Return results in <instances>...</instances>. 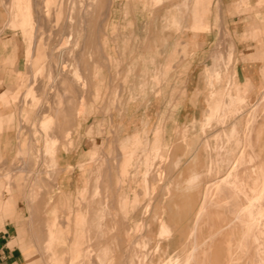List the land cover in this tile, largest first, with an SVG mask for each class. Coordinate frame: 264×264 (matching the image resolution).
I'll use <instances>...</instances> for the list:
<instances>
[{
    "label": "rangeland",
    "instance_id": "374dc122",
    "mask_svg": "<svg viewBox=\"0 0 264 264\" xmlns=\"http://www.w3.org/2000/svg\"><path fill=\"white\" fill-rule=\"evenodd\" d=\"M43 1L44 0H31L33 11L31 32L33 35V44L35 43L36 45V43H40L43 46V43H45L43 47L45 48V52L48 53V58L43 61L46 63L44 66L45 68H42L39 74L34 71H27L24 74L18 73L20 76L16 83L18 93L15 96V101L22 99L23 103L22 113L24 114L22 118V129H31L29 145H26L28 137L24 138L20 135L19 139L24 140V142H21L23 144H20L22 150L19 149L17 151L16 158L11 167L0 170V181L4 182V188L7 189V191L11 190L13 193L22 196L27 204L30 216L24 220V227L31 230L29 232L31 241L36 244L39 254V259L37 263L34 264H68L71 258L69 241L64 245L53 247L54 252L47 248L48 229H52V213L54 209L58 210L59 226L64 228L68 226L71 230H74V220L77 215H83L86 219V228L83 230L81 224V230L78 236H81L83 233L85 235L86 232L89 240H85V237L82 241L80 240L82 242L81 254L77 257V261H73L69 264H176L175 261H177V264H183L184 260L185 264H191V262L192 264H198L197 261L200 262L201 260L199 264L255 263V257L253 256L254 248L250 247V255H246L244 248L242 250L239 248L237 236L241 230L244 231V234L245 232L250 233V228L244 230V228L247 227L245 226V220L253 217L252 213L256 205L264 204V196H258L257 199H250V201L246 198L256 197V193L249 191L250 188V190H252L255 187L258 191L259 187V192L264 188V165H262L264 164V159H262L264 158V74H262L264 73V66L262 71L260 70V76L257 79V87H253L249 81L241 80L235 69L232 41H230L227 38V34L224 33L216 9L214 26L216 35L219 38L214 41V54H212L211 59H213V56L215 57L212 67L220 70L219 73L222 78L220 77V81L215 78L216 80H213L214 87L212 88L223 96V100L231 98L230 94L236 96L238 89V94L243 97V102L239 105L240 110L236 114L232 115L230 113V105L225 112H221V114L228 117H226L229 119L227 120L228 123L225 122L221 125H217L220 120H218L220 113H217L218 115L216 118L210 121L211 124L201 127L200 125L204 118L203 115H205L208 108V103L205 101L208 92L198 97L196 106L191 103V99L198 87L199 80L200 87L198 91L201 92L206 88V80L204 81L205 70L203 72L200 70L203 66L199 67V70L195 71L190 77L191 86L188 88V94H186L185 88H182V90L167 88L166 94L164 93L162 95V91L165 89L161 85L166 79L168 82V76L165 77L159 71L150 72L143 70L145 62L144 56L141 54L137 53L125 56L120 55L117 48L110 49L111 40L108 33H114V30L110 29L112 0H96L97 5H93L95 1L92 2L89 8L91 15H89L90 12H86L87 9L85 7H87V4H85L86 6L84 5V9H86V11L83 10L84 12L81 11L79 13L77 11L80 10L78 7V9H75L76 13L73 12V15H76H72V17L75 18H72L73 21H71L69 25H66V22H70L69 7L68 3H66L69 2L68 0H52L48 9L50 12L47 17L43 15ZM85 2L87 3V1ZM258 3L261 5L263 2L259 1ZM2 4L7 11L8 22L12 12V6L10 5L13 4V2L12 0H2ZM64 6L65 8L66 6L68 7V11L63 9ZM56 9L57 11L61 10L62 16L66 17H63L64 20H61L63 21L61 24H57L55 20L52 19L54 18L53 15ZM39 10L40 13L38 12ZM94 10L96 11L94 12ZM157 11L158 8L154 5L150 7V12L152 14H156ZM85 12L91 17H85ZM92 12H94L93 17ZM255 12L260 14L256 15L255 19H257V22L253 25L255 28H248L247 30L254 31L255 29L257 32L263 33L262 35H264V22L262 21L264 20V15H261L262 9L257 8ZM76 16L79 20H76ZM87 17L89 18L88 20ZM49 18L53 21H49ZM67 18L68 20H66ZM82 18L86 19V21ZM79 21H83L82 23L84 25ZM58 25L61 26L59 27ZM66 26L68 29L64 28ZM75 27H79V29L77 28V31L79 30L78 32ZM6 31L11 32L9 29ZM71 32L73 35V41L71 43L73 44L69 42L70 46L68 45V48L65 50H58L57 45L59 46L61 42H63L62 37ZM75 39H77L80 44H76V47H78L77 50H72V61V59H70L71 57H68L70 56L68 55L70 52L68 49L73 48L72 45L76 43ZM259 42L262 44L259 48L264 52V41H254V43ZM16 44V47L26 49L23 37L22 42L16 41ZM76 54L78 57L77 59L82 61L78 60L79 62L77 63V61L74 60ZM147 57L150 58V61L148 60L147 63H154V56ZM68 58L70 60H68ZM183 58L184 61H186L189 57L184 56ZM262 60H264V57ZM70 61L76 64H72ZM62 62L64 64L69 62L66 64L67 70L69 69L68 71L66 70L67 73L69 72L68 74L66 72V74H62L60 71L61 65L63 64ZM80 62L82 64H79ZM27 63L30 64V62ZM77 64L81 66L78 69V75L83 79L80 84H75L77 81L72 77L69 78V74L75 72L72 69L75 66V68H77ZM186 74L187 73H184L185 78ZM48 75L51 76L49 77ZM71 81H73V84L70 83ZM67 85L70 88V92ZM97 87L100 90V95L95 99L94 91ZM249 87L251 90L246 95ZM60 94L62 95L60 96ZM65 95L68 96L66 97ZM157 99L160 101V104L156 102V106L160 107V113L157 115H162L164 117L162 127L166 129V132L163 134V139L165 143H167L168 148L159 151L160 153L158 152L159 159L156 158V155L155 158L152 157L151 152L147 155L148 160H146V166L147 164H152L149 176L147 175L148 178L146 179L143 176V171L144 160L147 154L146 152L148 151H145V153L143 152L145 140L143 137V130L145 127L147 130H150L149 138L151 139L152 134L155 132L151 133V131L156 126L158 119H149L150 113H148V107L152 100L157 101ZM178 101L181 104L178 103ZM66 107H70L71 116H75L76 120L72 121L70 129L63 135V110ZM28 111L35 114L33 120H30ZM91 116H112L113 118L102 121L101 125L104 127L103 138L93 142L92 148H94V150L92 154L94 153V158L93 160L91 159L88 166L86 168L78 167L74 169L72 167H67L65 169L66 173L73 175L77 174L80 169L86 179L84 185L82 179V191H76L69 200L66 198L67 196H63L60 193L56 194V191H58V178L64 172L63 169L58 167L59 150L64 149L67 151L68 147L73 149L76 139L72 133H78L79 119L82 117H87L88 138L91 137L90 134L95 130L97 123L96 118L93 120L89 119ZM48 119L53 120V122L51 120V131L49 128H46V130L45 127L42 126V128L40 126L43 120ZM134 123L136 124L135 126L133 125ZM234 124V131L238 129V134H235L231 128ZM229 128H231V130ZM133 132L141 134L142 142L133 155L134 158L124 178V182L121 184L119 182L118 184L117 164L119 160H121V148L125 145L126 138ZM59 133L62 134L58 135ZM233 133L236 136L238 135V137L240 135L242 136L236 138ZM224 134L226 138L228 137L227 139L235 137L237 140H227L224 138ZM255 134H257V144L255 142ZM216 135L218 138H215ZM218 135L221 136V138ZM51 140H55V142H51ZM238 140L240 143H237ZM64 144L68 147L64 146ZM253 149H258L257 156H259L260 160L262 159V161L259 162L260 164L258 162L256 163L259 167H255L254 159H252V163L250 162L249 164L251 156L254 154L252 153ZM242 153L243 155H241ZM217 154L221 155L219 156L220 159H218ZM237 156L245 157L240 159L242 162L245 159L246 161L243 163L246 162L245 165L249 164L250 167H243L244 164L241 165L242 162H240ZM149 157H151L150 160ZM170 158L173 159L171 160ZM215 164L217 166H215ZM234 164L238 166V168L232 167ZM227 165L229 167H226ZM225 167L228 170L230 167H232L233 170L235 169L234 171L231 169L233 173L228 183V185L231 184L230 187L232 192L229 190L230 188H227L225 191L226 193L230 191L236 199L232 201L223 199L222 194L225 195V192L214 193V191H212L210 195L204 196L203 193L206 187L214 186V182L224 178L227 173ZM243 168L246 169L247 177L245 171H242ZM258 176L263 178L262 185L256 183V177ZM143 180L146 182L144 183ZM143 184H145V187L147 184L148 187L146 188H148L150 192L143 187ZM246 184L248 186H246ZM233 191L236 194H234ZM241 193H243L245 197H243V194L241 196ZM2 196H5L4 193ZM122 196L126 197L129 202L125 208L119 204ZM209 196L210 199L208 198ZM240 196L243 197V199L245 198V201L238 199ZM205 197L210 203H208ZM132 201L136 203L135 207L131 206ZM104 202L106 204H103ZM203 202L208 203V205L210 204V207L206 210L208 212H206L205 218L200 217V219H205V222L203 221L205 224L207 219L209 224L205 226L199 219L200 229L203 230L199 232L201 238L199 237L200 239L198 240L200 242L193 241L192 243L191 236H193V233L191 229L193 228L194 220L199 217L198 212ZM214 205L217 206L214 207ZM251 205L253 209L251 210L252 212L249 213ZM233 207L234 209L232 210ZM235 207L244 209H238L239 211L235 213L234 210H237ZM37 212L39 214H37ZM237 213H244L243 215L245 216L241 215V217L243 216L241 219V217L239 218L240 214ZM100 214L103 216L107 215L101 217ZM248 214H250V217ZM257 216L260 218L261 213ZM244 217L246 219H244ZM222 218L228 221L225 220L223 222ZM161 223L168 224H166V226L170 228V231L167 235L158 231ZM221 224L222 226L220 227L222 230L218 227ZM240 226L243 228H240ZM214 229L216 231H214ZM212 231L214 235L216 234L215 236L212 234ZM217 232L220 234L219 237L217 236ZM210 234L214 236V239L212 238L211 240L210 237L212 236ZM202 235L204 237L206 235V237L203 238ZM195 244L199 250L194 246ZM228 244H231L232 247L227 246ZM200 247L202 250H200ZM192 252L197 256H193ZM187 253H189L188 255H190V258L187 257ZM219 253L222 257L218 255ZM262 253L264 255V248L259 250V256H257L260 257ZM214 254L217 255L213 256ZM223 255H226V257ZM52 258L62 260L64 263L51 262ZM199 258L201 259L199 260Z\"/></svg>",
    "mask_w": 264,
    "mask_h": 264
},
{
    "label": "crops",
    "instance_id": "0c3cea01",
    "mask_svg": "<svg viewBox=\"0 0 264 264\" xmlns=\"http://www.w3.org/2000/svg\"><path fill=\"white\" fill-rule=\"evenodd\" d=\"M259 1L263 2L264 0H112L110 29L114 30V33H108L111 40L109 47L111 50L117 48L120 55L130 56L137 53L141 54L144 56L145 62L143 70L150 72L159 71L165 77L168 76V82L166 79L161 85L165 89L162 91V95L164 93L166 94L167 88L180 90L185 88V92L188 94V88L191 86L190 77L195 71L199 70V67L203 66L200 70L202 72L205 70V76L209 79L212 76L214 69L212 64L214 63L213 59L215 57L213 56V59H211V57L212 54H214V41L219 38L216 35L214 26L217 9L224 33L227 34V38L232 41L233 44V57L236 72L241 80L249 81L253 87H257V79L260 76V70L262 71L264 66V60H262L264 52L259 48L262 44L260 42L254 43V41H264V35H262L263 33L257 32L255 29L254 31H249L247 29L255 28L253 25L257 22V19H255L256 15L259 14L255 12L257 8H261L262 13H260L264 15V4L262 3L260 5L258 3ZM12 2L13 4L10 5L12 6V12L7 22V11L2 4V0H0V170L11 167L16 158L17 151L19 149L22 150L20 144H23L21 142H24V140L19 139V136L21 135L24 138L28 137L26 145H29L31 136V129H22V118L24 114L22 113V99L15 101V96L18 93L16 83L20 76L18 73L24 74L27 71L35 72L37 68L41 67L40 65L43 64V67L45 65L44 62H37L38 43H36V45L35 43L33 44V35L31 32L33 11L31 0V18L30 21L26 22L25 26H23V14L20 11L14 10V0H12ZM152 5L158 8L156 14L150 12V7H152ZM262 21L264 22V20ZM8 29L11 30V32L6 31ZM21 36L25 41L26 48H29L31 52L30 58L32 63L30 65L25 62L26 49L16 47V41L22 42ZM64 37L62 38L64 39ZM147 56H154V63H147L150 59ZM184 56L189 58L184 61ZM184 73H187L186 78L184 77ZM199 87L200 80L191 99V103L194 106L197 105V95L204 94V90L201 92L198 91ZM99 95L100 90L97 87L94 91L95 99H97ZM156 102L160 104L159 99H157V101L152 100L148 107V113H150L149 119H158L156 126L151 131V133L155 131L152 134V138H149L150 130H147L146 127L143 130V137L145 138L143 149L148 151L146 152L147 154L144 162L148 160L147 155L150 154L152 149H155V151H163L168 148L167 143H165L163 139V134L166 132V129L162 127L164 117L162 115H157L160 113V107L156 106ZM178 103L180 102L178 101ZM70 111V107H66L63 110V135L70 129L72 121L76 120L75 116H71ZM28 114L30 120H33L35 114L30 111H28ZM94 118H96L97 123L95 130L90 134V138H88L87 117H82L79 119L78 133H72L76 139L73 149H70L64 144V146L68 147L67 151L64 149L59 150L58 167L63 169L64 172L58 178V191H56V194L60 193L63 196H67L66 198L69 200L76 191H82V179L83 185L86 179L80 169L75 175L66 173L65 169L67 167L76 169L78 167L86 168L88 166V163L94 158V153L92 154L94 150V148H92L93 142L103 138L104 127L101 125L102 121L112 119L113 117H89L91 120ZM133 125L135 126L136 124L134 123ZM60 134L62 133L58 135ZM51 141L53 142V140ZM141 142L142 137L138 132H133L126 138L125 145L121 148V158L119 157L121 160H119L117 164L118 184L119 182L120 184L124 182V178L133 160H131L129 165H124L125 158L135 154ZM261 182L262 177H256V183L262 184ZM4 187V182L0 181V251L4 258L2 263H37L39 259L37 246L31 241V236L29 234L31 230L24 227V220L30 216L27 204L22 196L13 193L11 190L7 191ZM3 193L5 195L4 197L2 196ZM260 194L262 197L264 196V193L259 192L258 187L255 198H258ZM231 195L232 194H229V196ZM229 196H227V198L225 196L223 199H228ZM231 198L232 200L235 199L232 195L228 200ZM242 198L243 197H238L240 200H243ZM119 204H122L125 208L129 202L126 197L122 196ZM259 211H261L260 221L258 220L259 217L256 216L259 214ZM37 214L39 213L37 212ZM52 214V229H48V250L54 252L53 247L64 245L69 241L71 258L68 264L77 261V257L81 254V241L84 237L85 240L88 239L86 232L85 235L83 233L81 236H78L81 230L80 225L82 224L83 230L86 228L85 217L83 215H77L74 220L75 228L71 230L68 226L65 228L59 226L58 210L54 209ZM253 214L254 216L252 219L250 218L249 220V218H247V220H245V225L255 220L254 231L252 232L256 235L254 233L255 236L250 234L252 232L247 235L245 232V239L242 236L243 231H240L237 236V241L239 242V248L241 250L244 248V250L246 249L245 252L248 251L247 255H250V247H255L257 251L254 249L253 256L256 257L257 254L259 256V247L262 245L260 249L264 248V228L262 227L264 226V221L262 220V218L264 219V204L256 205ZM255 216L256 218L253 219ZM194 226L195 224L193 227ZM260 228H262L263 231L262 229L259 230ZM192 230L193 228L191 231ZM260 234L262 235L259 236ZM250 235L253 236L252 238L255 240H258L254 241ZM248 236L250 237L248 238ZM247 239H249L248 241L250 242H248ZM250 239L255 243H253V241L251 242ZM246 241L250 244H247V247H243ZM259 242H261V245ZM227 246L232 247L231 244ZM255 251L257 253H255ZM259 258L261 259L260 261ZM262 259H264L263 253L253 264H264V260ZM51 262L64 263L62 260L56 258H52Z\"/></svg>",
    "mask_w": 264,
    "mask_h": 264
},
{
    "label": "bare ground",
    "instance_id": "6f19581e",
    "mask_svg": "<svg viewBox=\"0 0 264 264\" xmlns=\"http://www.w3.org/2000/svg\"><path fill=\"white\" fill-rule=\"evenodd\" d=\"M51 1L52 0H44L43 1V15L45 16V17H47L48 16V14H49V12H50V10H48L49 9V6H50V3H51ZM67 1V0H66ZM65 1V2H66ZM69 2H66V3H68V7L66 6V8H65V6H64V8L63 9H65V10H67V8L69 9V12H70V14H69V23H67L66 22V25L68 24H70L71 23V21H73V19L75 18H73L72 17V15H73V12H75L76 10L75 9H78V7H79V9L80 10H77L79 13L82 11V12H84L83 10H85L86 11V9H87V13H89L90 12V4L92 3V2H94L93 3V5L94 4H96L97 5V1L96 0H68ZM85 1H87V3L85 2ZM89 2V3H88ZM85 4H87V7H85L86 9H84V5ZM263 4H264V1H263ZM65 5V4H64ZM92 5V4H91ZM86 6V5H85ZM77 7V8H76ZM96 7V6H95ZM94 9H96V8H94ZM14 10H16V11H20L22 14H23V26H25L26 25V22L27 21H30V18H31V13H30V11H31V5H30V0H14ZM68 11V10H67ZM96 10H94V12H95ZM39 13H40V10L38 11ZM78 12H77V14H78ZM86 12L84 13V15H85V17L86 16H88L87 14H86ZM94 12H92L93 14H92V17H93V15H94ZM38 13V14H39ZM53 13V12H52ZM67 13V12H66ZM65 13V14H66ZM76 13V12H75ZM63 15H64V12H63ZM68 15V14H67ZM76 14H74L73 16H75ZM79 15V14H78ZM82 15H83V13H82ZM83 15V16H84ZM89 15H91V12H90V14ZM54 16V18H52V19H54L55 20V22L58 24V23H60L61 24V22H63V21H61L62 19L64 20V18H66V17H64V16H62V12H61V10H59V11H57V9L55 10V14L53 15ZM66 16V15H65ZM64 17V18H63ZM82 17V16H81ZM89 17V16H88ZM87 17V20L91 17H89L88 18ZM73 18V19H72ZM76 18H77V16H76ZM84 18V17H83ZM82 18V19H83ZM50 19V18H49ZM72 19V20H71ZM66 20H68V18L66 19ZM76 20H79L78 18L76 19ZM83 20H85L86 21V19H83ZM49 21H53V20H49ZM76 22H78V21H76ZM79 22H81V21H79ZM83 22V21H82ZM81 22V23H82ZM53 23V22H52ZM73 23V22H72ZM85 23V22H84ZM78 24V23H77ZM83 24V23H82ZM73 25V24H72ZM76 25V24H75ZM74 25V26H75ZM81 25V24H80ZM84 25V24H83ZM82 25V26H83ZM88 25V24H87ZM59 27L61 26V25H58ZM64 26V25H63ZM71 26V25H70ZM81 26V27H82ZM80 27V26H79ZM79 27H77L78 29H79ZM89 27V26H88ZM58 28V27H57ZM64 28H67V26L66 27H64ZM77 28L75 27V29H76V31H77ZM83 28V27H82ZM68 29V28H67ZM87 29V28H86ZM59 30V29H58ZM71 30H73V29H71ZM67 31V30H66ZM79 31V30H78ZM77 31V32H78ZM69 32H70V30H69ZM73 33H75L74 31H72ZM72 32L71 33H69V34H66V36L64 37V39H63V42H61V44L58 46L57 45V47H58V50H65L66 48H68V45L70 46V43L73 41L72 39ZM76 32V33H77ZM85 32V31H84ZM42 33V32H41ZM45 33V32H44ZM61 33V32H60ZM54 34V33H53ZM82 34V33H81ZM86 34V33H85ZM92 35V34H91ZM52 36V35H51ZM81 37V36H80ZM51 38V37H50ZM86 38V37H85ZM54 39V38H53ZM68 39V40H67ZM79 39V38H78ZM76 40V43H74V45H72L73 46V48H70V49H68V50H70V52L69 51H67V52H69L68 53V55H70V56H68L67 55V53H66V51H65V53H66V55L68 56V57H71L72 56V50L73 51H75V50H77V48L78 47H76V44H78L79 43V41H77V39H75ZM74 40V41H75ZM52 41V40H51ZM23 42L25 43V41L23 40ZM70 42V43H69ZM89 42V41H88ZM57 43V42H56ZM69 43V44H68ZM44 45L43 46H45V43H43ZM71 44H73V43H71ZM80 44V43H79ZM82 44V43H81ZM87 44V43H86ZM24 45V44H23ZM96 45V44H95ZM40 43H38V45H37V54H38V60H37V62L38 63H41V62H43L44 61V59L46 60V58H48L47 57V55H48V53H46L45 52V48L43 47ZM55 47V46H54ZM48 48V47H47ZM82 48V47H81ZM57 50V51H58ZM80 50V49H79ZM52 51H53V49H52ZM81 51V50H80ZM54 52V51H53ZM78 52V51H77ZM30 49L29 48H26V51H25V58H26V61L27 62H30V64L32 63V61H31V58H30ZM51 54H52V52H51ZM74 54V53H73ZM79 54V53H78ZM53 55H54V53H53ZM75 55V54H74ZM73 55V56H74ZM80 55V54H79ZM52 56V55H51ZM81 56V55H80ZM54 57V56H53ZM64 57V56H63ZM230 57V56H229ZM56 58V57H55ZM62 58V57H61ZM76 58V59H75ZM75 58H74V60L75 61H77V63L79 62V61H82V60H80V59H77L78 57H77V54H76V56H75ZM81 58V57H80ZM70 59H72V57L70 58ZM69 58H68V60H70ZM30 60V61H29ZM79 60V61H78ZM25 61V62H26ZM62 61H63V59H62ZM72 61H73V59H72ZM72 61H70V62H72ZM26 62V64H28V65H30L29 63H27ZM48 62V61H47ZM33 63H34V61H33ZM63 63V62H62ZM67 63H69V62H66V64ZM73 63H75V62H72V64ZM46 64V63H45ZM66 64H62L61 65V69H60V71L62 72V74L63 73H65L66 72V70H67V68H66ZM76 64V63H75ZM79 64H82L81 62L79 63ZM79 64H77V68H73L72 70L73 71H75L74 73L73 72H71V74H69L70 76H69V78L70 77H72L75 81H77V83H75V84H80L81 83V81L83 80L82 78H81V76L80 75H78V72H79V68L81 67V66H78ZM43 65V64H42ZM42 65H40L41 67H39V68H37V70L35 71V72H37L38 74L42 71V68H45V67H43ZM70 65V64H69ZM68 65V66H69ZM45 66V65H44ZM47 66V65H46ZM67 66V67H68ZM30 67V66H29ZM87 67V66H86ZM83 68V67H82ZM81 68V69H82ZM45 70V69H44ZM69 70V69H68ZM67 70V71H68ZM71 70V69H70ZM71 70V71H72ZM78 70V71H77ZM219 69L217 70L216 68L215 69H213V72H212V76H211V78L209 79L207 76H205V79H204V81L206 80V85H205V89H204V94L205 93H207L208 92V95L206 96V102L208 103V108H207V111H206V113H205V115H203L204 116V118H203V120H202V122H201V127H204V126H206L207 124H211L210 123V121L211 120H213L214 118H216V116L218 115L217 113H220V115H219V118H218V120H219V123L217 124V125H221V124H223V123H225V122H227V120H229V119H227L228 117L227 116H225L224 114H221V112L222 111H226V109L229 107V105H230V113L233 115V114H236L240 109V104L243 102V97H241V96H239V94H238V89H237V95L236 96H233V95H231L230 94V97L231 98H229V99H226V100H223V96L222 95H220L217 91H215V89L214 88H212V87H214V84H213V80L216 78V79H218V81H220V77L222 78V76H220L221 74L219 73ZM67 73V72H66ZM65 73V74H66ZM69 73V72H68ZM67 73V74H68ZM37 74V75H38ZM50 74V73H49ZM80 74V73H79ZM262 74H264V73H262ZM82 75V74H81ZM49 76V75H48ZM51 76V75H50ZM49 76V77H50ZM53 76V75H52ZM51 78H53V77H51ZM73 79H71V80H73ZM215 79V80H216ZM51 80V79H50ZM73 80V81H74ZM212 80V81H211ZM73 81H71L70 83H72ZM74 81V82H75ZM264 81V80H263ZM73 84V83H72ZM205 84V83H204ZM231 84V83H230ZM53 86V85H52ZM67 87H68V85H67ZM66 87V88H67ZM79 87V86H78ZM58 88V87H57ZM69 88V87H68ZM214 89V90H213ZM218 90V89H217ZM251 90V88L249 87V89L247 90V93H246V95L249 93V91ZM66 91V90H65ZM50 92V91H49ZM58 92V91H57ZM69 92H70V88H69ZM54 93V92H53ZM59 93V92H58ZM64 93V92H63ZM56 94V93H55ZM204 94H199V96L198 97H200L201 95L203 96ZM264 94V93H263ZM62 94H60V96H61ZM69 95V94H68ZM68 95H65L66 97L68 96ZM29 96H30V94H29ZM51 96V95H50ZM58 96V95H57ZM59 96V97H60ZM263 96V95H262ZM262 96H261V98H262ZM197 97V98H198ZM264 98V97H263ZM29 99V98H28ZM63 101H64V99H63ZM261 101V100H260ZM264 101V100H263ZM45 103V102H44ZM59 103V102H58ZM262 104V103H261ZM57 108H58V106H57ZM56 108V109H57ZM61 108V107H60ZM47 109V108H46ZM50 109L52 110V108L50 107ZM59 109V108H58ZM264 109V108H263ZM47 112V111H46ZM56 112V111H55ZM45 113V112H44ZM231 114H230V116H231ZM227 117V118H226ZM226 118V119H225ZM52 120V119H51ZM51 120H43V122L41 123V127L43 126V127H45V129L47 128H49L50 129V127L52 126V122H53V120H52V122H51ZM226 120V121H225ZM55 123V122H54ZM228 123V122H227ZM241 126V125H240ZM42 127V128H43ZM52 128V127H51ZM231 128L233 129V131H234V129H235V124L234 125H232L231 126ZM231 128H229L230 130H231ZM238 128V127H237ZM236 128V129H237ZM46 129V130H47ZM201 129H204V128H201ZM245 129V128H244ZM206 130V129H205ZM238 130V129H237ZM237 130H235L234 131V133L236 134H238V132H237ZM50 131H51V129H50ZM204 131V130H203ZM229 131V130H228ZM239 131V130H238ZM246 131V130H245ZM200 132V131H199ZM229 132H231V131H229ZM233 133V134H234ZM217 134V133H216ZM229 134V133H228ZM228 134H226V135H228ZM231 134V133H230ZM234 134V136H236ZM241 134H243V133H241ZM249 135V134H248ZM256 135V137H255V142H256V144H257V141H256V138H257V134H255ZM219 136V135H218ZM223 136V135H222ZM233 136V135H232ZM240 136H242V135H240ZM240 136L238 137V135L236 136V138L238 137V138H240ZM212 137V136H211ZM217 137V135L215 136V138ZM220 138H221V136H219ZM253 137V136H252ZM218 138V137H217ZM224 138H226V136H225V134H224ZM228 138V137H227ZM226 138V139H227ZM235 137L234 138H232L233 140H237ZM230 140H232L231 138H229ZM229 139H227V140H229ZM243 140H244V137H243ZM240 141H242V140H240ZM52 142V141H51ZM53 142H55L54 140H53ZM232 142V141H231ZM234 142H236V141H234ZM239 142V140L237 141V143ZM250 142V141H249ZM236 143V144H237ZM240 143V142H239ZM244 143V142H243ZM243 145V144H242ZM250 145V144H249ZM176 147V146H175ZM174 147V148H175ZM146 148V147H145ZM173 148V149H174ZM188 148V147H187ZM219 148V147H218ZM242 148V147H241ZM245 148V147H244ZM220 149V148H219ZM258 150V149H257ZM257 150H255V149H253V152L252 153H254V154H252L253 156H251V159H250V161H249V164H250V162L252 163V159H254L253 161H255V167H259L256 163L258 162H260V161H262V159H264V158H262L261 160H260V158H259V156H257ZM145 151H146V149H143V152L145 153ZM155 152H156V154H155ZM159 151H155V149H152L151 150V155H152V157H154L155 158V155H156V158H158L159 159V153H158ZM173 152H175V151H173ZM222 152V151H221ZM157 153H158V156H157ZM217 153H218V151H217ZM140 154H141V152H140ZM172 154V153H171ZM221 154V153H220ZM133 155L134 154H132L130 157H128V158H125V160H124V165H129L130 163H131V160L134 158L133 157ZM143 155V154H142ZM241 155H243V153L241 154ZM240 155V156H241ZM217 156H218V159H220L219 158V156H221V155H219V154H217ZM136 157V156H135ZM140 157V156H139ZM238 157V156H237ZM124 158V157H123ZM160 158L162 159V157L160 156ZM233 158V157H232ZM231 158V159H232ZM239 159L241 158H245V157H238ZM101 159V158H100ZM151 159V157H149V160ZM171 160L173 159V158H170ZM241 159H240V162H242L241 161ZM249 159V158H248ZM244 161H246L245 159L243 160V162ZM137 162H139V161H137ZM174 162V161H173ZM217 162V161H216ZM235 162H236V158H235ZM235 162H232V163H235ZM241 163V165L242 164H244V166L243 167H247L248 168V166H249V164L248 165H245L246 164V162L245 163ZM248 162V161H247ZM231 163V164H232ZM238 163V162H237ZM262 163V162H261ZM152 164V163H151ZM151 164H147V166H146V161L144 162V173H143V176L147 179L148 177H147V175L149 176V172H150V168H151ZM236 164V163H235ZM235 164L234 165H232V167H237L238 168V166H235ZM260 164V163H259ZM238 165V164H237ZM262 165H264V164H262ZM215 166H217L216 164H215ZM222 166V165H221ZM226 167H229L228 165L226 166ZM225 167V168H226ZM232 167H230L229 168V170L227 171L226 170V174H225V176H224V178H222L220 181H216V182H214V186H210V187H206V189H205V191H204V196H207V195H210L211 193H212V191H214V193H219V192H225L226 193V191L225 190H227V188L229 189V190H231V187H230V185H228V183L230 182V178L232 177ZM250 167V166H249ZM222 168V167H221ZM224 168V167H223ZM218 169V168H217ZM232 169V170H231ZM231 170V171H230ZM235 170V169H234ZM233 170V171H234ZM238 170V169H237ZM239 170H240V168H239ZM246 169H242V171H245ZM253 170V169H252ZM220 171V170H219ZM223 171V170H222ZM225 171V170H224ZM241 171V172H242ZM262 171V170H261ZM264 171V170H263ZM263 171H262V173H263ZM216 172V171H215ZM240 172V171H239ZM219 173H221V172H219ZM235 173V172H234ZM261 173V174H262ZM236 174H237V171H236ZM239 174V173H238ZM243 174H244V172H243ZM264 174V173H263ZM221 175H223V174H221ZM245 175H246V171H245ZM246 177H247V175H246ZM216 178V177H215ZM263 178H264V176H263ZM262 178V179H263ZM217 179V178H216ZM145 180V179H144ZM143 180V181H144ZM151 180V179H150ZM219 180V179H218ZM233 180H235V179H233ZM236 180H237V178H236ZM249 181V180H248ZM146 181H144V183H145ZM233 183H234V181H233ZM246 183H247V181H246ZM262 183V182H261ZM148 184V183H147ZM147 184H146V187H148L147 186ZM209 184V183H208ZM248 184V183H247ZM246 184V186H248ZM144 186L143 187H145V184H143ZM226 185H228V186H226ZM241 185V184H240ZM242 185H243V183H242ZM241 185V186H242ZM262 185V184H261ZM145 187V188H146ZM237 188V187H236ZM247 188V187H246ZM263 188V187H262ZM262 188H260V189H262ZM146 189H148V188H146ZM247 189H249V188H247ZM251 189V188H250ZM249 189V191L251 192H254V193H256V191H257V189L254 187V189H252V190H250ZM264 189V188H263ZM263 189H262V193H263ZM228 190V191H229ZM234 190V189H233ZM239 190V189H238ZM148 191L150 192V190L148 189ZM248 191V190H247ZM97 192V191H96ZM149 192H148V194H149ZM231 192H232V190H231ZM230 191L229 192H227L225 195L224 194H222V197H225L226 196V198H227V196H229V194H232ZM98 193V192H97ZM233 193L234 194H236L234 191H233ZM238 193V192H237ZM253 193V194H254ZM242 194L243 193H241L240 195L242 196ZM251 194V193H250ZM252 194V195H253ZM219 195H221V194H219ZM224 195V196H223ZM233 195V194H232ZM231 195V196H232ZM238 195H239V193H238ZM238 195H236V196H238ZM244 195V194H243ZM264 195V194H263ZM147 196H149V195H147ZM231 196H229V197H231ZM234 196V195H233ZM240 196V197H241ZM259 196H262L261 194L259 195ZM97 197V196H96ZM222 197H221V199H222ZM229 197H228V199H229ZM235 197V196H234ZM243 197H245V195L243 196ZM206 198V197H205ZM209 199H210V196L208 197ZM220 198V197H219ZM247 199H249V201H250V199H255V197H250V198H248V197H246ZM225 199V198H224ZM228 199H226V200H228ZM235 199H236V197H235ZM243 199V198H242ZM245 199V198H244ZM243 199V200H244ZM257 199V198H256ZM262 199V198H261ZM260 199V200H261ZM104 200V199H103ZM206 200L208 201V199L206 198ZM206 200H205V202H206ZM226 200H225V202H226ZM231 201H232V198L230 199ZM238 200V199H237ZM203 201H204V199H203ZM229 201V200H228ZM230 201V202H231ZM245 201V200H244ZM259 201V200H258ZM105 202H106V200H105ZM103 203V204H106V203ZM205 202H203V204L201 205L202 207L200 208V211L198 212V214H199V217L197 218V219H195V226L193 227V230H192V233H193V236H191L192 237V243H193V241L195 242V241H199L198 239H200L201 237L199 236V232H200V220H201V222H203L205 219H200V217H204L205 218V216H206V212H208V211H206L209 207H210V204L208 205V203H210L209 201H208V203H205ZM236 203H238L239 202V200H238V202L237 201H235ZM227 203H229V202H227ZM226 203V204H227ZM254 203V202H253ZM103 204H101V205H103ZM249 204H252V203H249ZM1 205V204H0ZM231 205V204H230ZM230 205H229V207H230ZM238 205V204H237ZM120 206H122V204H120ZM132 207L134 206H136V203H132V205H131ZM215 206H217V205H214V207ZM233 206H236V205H233ZM1 207V206H0ZM105 207V206H104ZM231 207H232V205H231ZM237 207V206H236ZM235 207V208H236ZM248 207V206H247ZM250 207V206H249ZM218 208V207H217ZM251 209H250V212L249 213H251L252 211V209H253V207H252V205H251V207H250ZM255 208V207H254ZM216 209V208H215ZM219 209H220V207H219ZM229 209V208H228ZM231 209V208H230ZM234 209V207L232 208V210ZM237 210H234L235 211V213L236 212H238L240 209H244V208H236ZM239 209V210H238ZM247 209V208H246ZM241 211H243V210H241ZM247 211H248V209H247ZM246 211V212H247ZM104 212V211H103ZM261 211H259L258 213H260ZM232 213V212H231ZM242 213V212H241ZM241 213H237V214H240V216H239V218L241 217V215H243V214H241ZM256 213V212H255ZM254 213V214H255ZM247 214V213H246ZM254 214L252 213V216H254ZM101 215V214H100ZM107 215V214H106ZM106 215H104V216H106ZM209 215H210V212H209ZM249 215V217H250V214H248ZM256 215V214H255ZM103 215H101V217H102ZM103 216V217H104ZM197 216V215H196ZM211 216V215H210ZM235 216V215H234ZM238 216V215H237ZM243 216H245V215H243ZM242 216V217H243ZM257 216V215H256ZM256 216L253 218V219H255L256 218ZM242 217H241V219H242ZM261 217V216H260ZM235 218H236V216H235ZM251 219H252V217H250ZM250 218H249V220H250ZM258 218V217H257ZM200 219V220H199ZM223 219V218H222ZM233 219H234V217H233ZM244 219H246L245 217H244ZM99 220V219H98ZM104 220V219H103ZM209 220V219H208ZM226 220V219H225ZM224 219H223V222L225 221ZM235 220H237V219H235ZM240 220V219H239ZM259 221L261 220V218H259L258 219ZM262 220L264 221V219L262 218ZM210 221V220H209ZM226 221H228V220H226ZM230 221V220H229ZM241 221V220H240ZM240 221H239V223H240ZM252 221V220H251ZM99 222V221H98ZM205 222V221H204ZM203 222V223H204ZM213 222V221H212ZM233 222V221H232ZM250 222V221H249ZM255 220L254 221H252L250 224H247V225H245V226H247L246 228H244V229H249L250 230V232H251V230L252 229H254V225H255ZM100 223V222H99ZM98 223V224H99ZM203 223H201V224H203ZM214 223V222H213ZM213 223H211V224H213ZM228 223H230V222H228ZM261 223V222H260ZM167 224V223H166ZM166 224L165 223H161V225L159 226L160 228H159V232H162V233H165L166 235L169 233V231H170V228L168 227V226H166ZM205 224V223H204ZM206 224H209V222L207 221V219H206ZM206 224H205V226H206ZM216 224V223H215ZM219 224V223H218ZM235 224V223H234ZM259 224V223H258ZM263 224V223H262ZM139 225V224H138ZM141 225V224H140ZM143 225V224H142ZM168 225V224H167ZM228 225V224H227ZM232 225V224H231ZM241 225V224H240ZM261 225V224H260ZM220 226H222V224L221 225H219L218 227L219 228H221ZM224 226V225H223ZM236 226V225H235ZM235 226H234V228H235ZM241 226H243V225H241ZM240 226V228H243V227H245V226H243V227H241ZM99 227V226H98ZM213 227V226H212ZM236 227H238V226H236ZM263 228H264V226H262ZM138 228V227H137ZM208 228V227H207ZM215 228V227H214ZM228 228V227H227ZM141 229V228H140ZM149 229H150V227H149ZM262 228H260L259 230H261ZM114 230V229H113ZM147 230V229H146ZM208 230V229H207ZM210 230V229H209ZM217 230H220V229H217ZM221 230H222V228H221ZM226 230V229H225ZM225 230H224V232H225ZM106 231V230H105ZM203 230H201V232H202ZM214 231H216L215 229H214ZM242 231V230H241ZM252 231H254V230H252ZM257 231V230H256ZM262 231H263V229H262ZM261 231V232H262ZM222 232V231H221ZM244 232V231H243ZM210 233H211V231H210ZM218 233V232H217ZM223 233V232H222ZM242 233V232H241ZM247 233V235L249 234V232H246ZM254 232H252V233H250V234H253ZM263 233H264V231H263ZM204 234V233H203ZM212 234H213V231H212ZM224 234V233H223ZM222 234V235H223ZM244 234V233H243ZM255 234V233H254ZM253 234V235H254ZM258 234H259V232H258ZM148 235V234H147ZM192 235V234H191ZM211 235V234H210ZM214 235V234H213ZM216 235V234H215ZM214 235V236H215ZM219 233L217 234V236L219 237ZM245 235V234H244ZM244 235H242L243 237H244ZM256 235V234H255ZM254 235V236H255ZM262 234H260L259 236H261ZM264 235V234H263ZM160 236V235H159ZM162 236H165V235H162ZM207 236L209 237V235L207 234ZM212 236V235H211ZM214 236H212V237H210L211 238V240H212V238L214 237ZM216 236V237H217ZM241 236V237H242ZM251 236V235H250ZM250 236H248V238L250 237ZM88 237V236H87ZM90 237V236H89ZM194 237V238H193ZM200 237V238H199ZM202 237L203 238H205L206 237V235H205V237L202 235ZM253 236H251V238H252ZM245 238V237H244ZM214 239V238H213ZM241 239V238H240ZM246 239V238H245ZM244 239V240H245ZM254 241H256V240H258V239H254V238H252ZM252 239H250L251 240V242L253 241ZM88 240H89V238H88ZM243 240V239H242ZM242 240H241V242H242ZM249 239H247V241H248ZM247 241H246V244H243L244 246L243 247H247V244H250V243H247ZM253 241V243H255ZM200 242V241H199ZM248 242H250V241H248ZM91 243V242H90ZM258 243V242H257ZM256 243V244H257ZM260 243V245H261V242H259ZM196 244H197V242H196ZM196 244L194 245V246H196ZM256 244H254V245H256ZM199 245V244H198ZM200 245H201V243H200ZM246 245V246H245ZM192 246V245H191ZM249 246H251V245H249ZM262 246V245H261ZM261 246L259 247V250H260V248H261ZM135 247V246H134ZM190 247V246H189ZM197 247V246H196ZM196 247H195V249H196ZM258 247V246H257ZM198 248V247H197ZM201 248V247H200ZM192 249V248H191ZM190 249V250H191ZM194 249V248H193ZM194 249V250H195ZM218 249H220V248H218ZM254 249H255V247H254ZM126 250V249H125ZM193 250V251H194ZM197 250V249H196ZM198 250H199V248H198ZM200 250H202V248L200 249ZM217 250V249H216ZM246 250V249H245ZM249 250V249H248ZM256 250V249H255ZM127 251V250H126ZM221 251V250H220ZM257 251V250H256ZM255 251V253H257ZM191 252V251H190ZM189 252V253H190ZM196 252V251H195ZM204 252V251H203ZM202 252V253H203ZM213 252V251H212ZM232 252V251H231ZM248 252V251H247ZM247 252H245V254L247 255ZM259 252V251H258ZM189 253H187V255L189 254ZM197 253V252H196ZM200 253V252H199ZM198 253V254H199ZM255 253H254V255H255ZM186 254V253H185ZM192 254H193V256H195L196 254H194V252H192ZM215 255H217V254H214L213 256H215ZM218 255H220V253L218 254ZM258 255V254H257ZM190 255H188L187 257H189ZM197 256V255H196ZM199 256V255H198ZM205 256V255H204ZM221 256V255H220ZM224 256V255H223ZM102 257V256H101ZM202 257H203V254H202ZM222 257V256H221ZM224 257H226V255L224 256ZM190 258V257H189ZM188 258V259H189ZM198 258V257H197ZM218 258V257H217ZM258 259V257L256 256L255 257V260H257ZM141 259V258H140ZM187 259V260H188ZM196 259V258H195ZM201 258H199V260H200ZM88 260H89V258H88ZM187 260H186V262H187ZM192 260V259H191ZM198 260V259H197ZM197 260H195V261H197ZM215 260V259H214ZM261 259L259 258V261H260ZM262 260H264V259H262ZM179 261V260H178ZM182 261V260H181ZM202 261V260H201ZM200 261V262H201ZM218 261H220V260H218ZM217 261V262H218ZM84 262V261H83ZM86 262V261H85ZM89 262V261H88ZM137 262V261H136ZM142 262V261H141ZM151 262V261H150ZM176 262V264H177V261H175ZM189 262H191V261H189ZM199 261H197V263L199 264L200 263ZM215 262V261H214ZM135 263V262H134ZM220 263V262H219ZM260 263V262H259ZM143 264V263H142ZM182 264V263H181ZM183 264H185V260H184V263ZM187 264V263H186ZM191 264H192V262H191ZM216 264H218V263H216ZM257 264V263H256ZM261 264H263V263H261Z\"/></svg>",
    "mask_w": 264,
    "mask_h": 264
},
{
    "label": "built area",
    "instance_id": "2783aa9c",
    "mask_svg": "<svg viewBox=\"0 0 264 264\" xmlns=\"http://www.w3.org/2000/svg\"><path fill=\"white\" fill-rule=\"evenodd\" d=\"M3 260H4V258H3V254H2L1 251H0V264H3V263H2Z\"/></svg>",
    "mask_w": 264,
    "mask_h": 264
}]
</instances>
